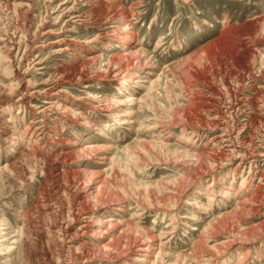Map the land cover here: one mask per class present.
<instances>
[{
    "label": "rangeland",
    "instance_id": "1",
    "mask_svg": "<svg viewBox=\"0 0 264 264\" xmlns=\"http://www.w3.org/2000/svg\"><path fill=\"white\" fill-rule=\"evenodd\" d=\"M48 1L51 3L47 8ZM59 1L34 0L32 9L21 14H14L0 3V36L16 34L15 57L9 70L23 60L21 32L25 25L34 32ZM115 4L126 12L130 10L132 28L127 30V38L97 37L91 41L97 30L89 25L56 24L44 29L47 34L37 36L28 51L36 65L29 70L26 81L29 90L38 93L56 85L61 79L60 69L75 63L86 64L84 68L97 69L104 75L108 71L111 77L122 71L112 80H63L47 94L36 95L31 100L32 108L13 106L1 114L0 127L9 126V134L0 131V218L15 229L0 236V253H4L0 254V264H79L74 263L69 244L56 229L66 224L74 188L88 185L87 181L95 189L100 186L105 190L93 204L114 201L123 206L122 212L113 214L112 206H97L91 222L116 219L95 229V233L108 231L100 243H122L130 230L137 229L148 237L143 245L150 247L135 262L123 263L124 258H120L110 263L96 253L87 264H140L141 259L151 264L158 252V264H201L202 255L212 258L209 264H264V202L253 212L238 208L264 172V108L259 107L249 118L244 113L229 115L224 110L228 89L257 87L261 94L264 91V0H116ZM89 7L77 6L76 10L83 12ZM90 19L86 15L85 23ZM252 23L254 32L242 37L250 46L259 40L248 60L254 66L249 75L234 61L243 52L241 44L230 39L235 38V29ZM131 35L133 43L128 46ZM222 37L223 43L210 44ZM3 44L0 40V47ZM208 44L212 48L207 52ZM64 46H69V51L61 52ZM129 51L139 56L126 58L131 65H125L128 63L124 59L109 63L111 58H122ZM94 60L95 64L91 63ZM7 66L0 65V82ZM187 85L194 92L191 99L185 94ZM58 89L63 91L60 103L68 110L58 108L57 115H51L44 135L22 137L27 125L35 120L32 115L41 106L40 98H52ZM8 94L0 88L1 99ZM261 94L256 97L258 103L264 100V92ZM206 101H214L224 114L216 127L212 123L215 115L205 114L199 105ZM116 114L127 116L120 119ZM243 120H250L249 124L242 126ZM231 131V151L235 153L224 157L219 153L222 148L212 141ZM74 144L78 155L63 168L71 172L85 169L89 174L81 178V184L76 175L62 178L60 183L69 191L57 190L55 179H50L49 161ZM43 197L49 203L50 214L36 216L31 224L17 225L18 213L27 212ZM165 208L171 210H161ZM79 225L74 221L72 228ZM16 231L21 251L7 253L5 248L13 246L8 242ZM82 239L96 243V235Z\"/></svg>",
    "mask_w": 264,
    "mask_h": 264
},
{
    "label": "bare ground",
    "instance_id": "2",
    "mask_svg": "<svg viewBox=\"0 0 264 264\" xmlns=\"http://www.w3.org/2000/svg\"><path fill=\"white\" fill-rule=\"evenodd\" d=\"M49 2L50 1L47 2V4H48L47 8L49 7V4L51 3V2L50 3ZM70 2L72 3L71 6H69ZM0 3H2V4L5 3L8 6V8L14 14H21V13H27V12H29L30 9H32V3H34V0H0ZM96 3H98L97 7L95 5ZM115 3H116V0H62V1H59V3L53 9H49L50 11H48V12L46 11L47 14L45 15L41 24L37 27V29L34 32L31 31L32 28L30 26L25 25L26 29L21 32V37L25 43V52L22 56L23 57L22 62H19L20 63L19 66L17 68H15L14 70H9V69L11 67L12 60L15 57L14 51H15L16 34L15 33L14 34L13 33L12 34H8V33L2 34L0 36V40L4 44L2 47H0V65L7 63L8 66L3 69L4 76H2V81L0 82V88L2 91L3 90L9 91V94L6 95L5 99L3 97L4 100L0 98V116L2 113L3 114L6 113V111L8 109H11L13 106L14 107L17 106L18 108H26V107L32 108L31 107V100H34V97L36 95L42 96L43 94H47L49 91L56 88V86L62 84L63 80H67V81L75 80L76 83L80 82L84 78L98 79V80H106V79L112 80L111 78L120 74V72L122 70L120 72H117V74L114 75L113 77H111V73L108 71H106V73L104 75L103 73L101 74V71H99L97 69H93L91 71L90 67L84 68L86 66V64L79 66V64L75 63V64H73V66L71 65V67L68 69L67 68L66 69H60V71L58 73L60 74L61 79L58 82H56V85L49 86V88H47L42 93H38L37 91H30L29 90L30 89L29 82L26 81V77L28 76L27 74H28L29 70H32L33 67H35V65H36L34 59H30V56L28 55V51L30 48H32V46L36 42L37 36H39V38L42 36H45L47 33L43 32L44 29H47L50 26H53L56 24H61L62 27L66 26L68 24H72L75 26H87V25H89L91 28L97 30V35H96L95 39H93L91 41L96 40L97 37H103V38H106L107 40H122V39L127 38V32H128L127 30H130L132 28V26L129 23L130 10H128L126 12L123 9L119 8ZM88 5L90 7L86 8L83 12H82V10L81 11L76 10L77 6L85 8ZM46 10H48V9H46ZM86 15H89L91 18L88 23H85V21H84V18ZM244 30H246V31H244ZM254 30H255V24L254 23H252L248 26L239 28V29H235V31H237V33L235 32L236 35H234L235 38L233 39V41H231V39H230V42H234V44L237 43L236 45H238V42L241 44L243 52L240 55V57L236 58V60H234V61L237 62V65H236L237 67H241L242 70H244L249 75L251 74L254 66L249 65L250 63H248V60L251 59L250 56L254 55V53L256 52L255 50L258 48L259 40L257 43L250 46L251 44H249L248 41H246V43H245V41H243L242 37L245 34L251 33L252 31L254 32ZM232 31H234V30H232ZM41 32H43V33H41ZM224 38L225 37H222V38L218 39L217 42H214V43L212 42L210 44L213 45V44H217V43L219 44L221 42L223 43ZM253 40H255V39H253ZM227 42H229V41H227ZM131 43H133V35H131L129 37V45L128 46H130ZM263 43H260V44H263ZM240 44H239V46H240ZM211 45L208 44V47H206L207 52H208V50H210L212 48V47L210 48ZM38 47L39 46L34 47V49L38 48ZM68 47L69 46L61 47L60 51L61 52L69 51ZM208 48H210V49H208ZM242 49H239V50H242ZM206 50H203L204 53L206 52ZM138 53H139V51H138ZM137 55L138 54H136V53L132 54L129 51V52H125V54L122 55V58H118L115 56V57L111 58L110 61L109 60L108 61H109V63H112L115 60L124 59L128 63L125 65L129 66V65H131V63L128 62L129 59H126V58L134 57L135 59H137L136 57H139ZM28 61H30V62L25 65V63ZM95 61L96 60L92 61L91 63L94 62L93 64H95ZM24 66H26L27 69L22 70V67H24ZM234 66H235V64H234ZM114 68H116V67H114ZM36 70H38V69H36ZM150 76H152V74H150ZM261 76H262V74H261ZM4 80H6V81H4ZM141 82L145 83L146 81H141ZM152 83H154V82H151L150 89L152 88ZM260 89L257 87L256 88L250 87L249 89H247L245 91H237V90L232 91L231 89H228V99H227V102L224 103V105H225L224 110L227 111L226 113H228L229 115H233L236 113H241V114L244 113V114H246L245 117L249 118L250 116H252L253 114H255L257 112V109L259 107L264 108V100H261V102L258 103L259 101H257V99H256V97L261 94ZM21 92H23V93H21ZM62 92H63L62 90L58 89L53 93L52 96H54V97H52V98H40L41 106L36 107L34 109L35 112L32 115V117H34L35 120L32 119L33 121H31V123L29 122L30 124L27 125V127L25 126L26 129L24 130V133L22 132V137H24L25 135H28V134H30V137L33 135H37V136L44 135V132L46 131L45 129L47 127V125H46L47 122L50 123L52 121V120H50L51 115L56 116L57 112H55V111L58 108L68 110L67 106L60 103L59 95H61ZM263 92H262V94H263ZM193 93L194 92L192 90V87L187 85L186 90H185L186 96H189V99H191L192 98L191 96ZM262 96H264V95H262ZM199 97H201V96H199ZM203 99H205V98H203ZM208 100H209V98H208ZM193 101L195 103L197 102V100H193ZM213 102L206 101V102L199 103V105L201 106L202 110H204L205 114L215 115L214 119H212V123H213V126L216 127L217 123L220 120H223L224 117H222V115H224V114L222 112H220L217 107H215V103H213ZM110 106H112V105H109V107ZM191 107L193 108V106H191ZM214 108L216 110H214ZM251 109H254V112H249V110L251 111ZM126 116L127 115H125V114H116V118H120V119L126 118ZM254 116L256 117V115H254ZM254 120H252V121H254ZM258 120H259V118H258ZM247 123L245 120H243L242 126H245ZM126 124L130 125L133 123L129 121ZM0 131L3 134H9V126H7V125L1 126ZM51 132H56V131L51 130ZM232 136H233V131L224 132L221 135H218L217 137H215L212 141L215 146H220L222 148L219 153H221L222 156L224 155V157L229 156L230 153H232V154L235 153V151H231L232 146L230 144V141L233 138ZM58 138H60V137H58ZM58 138H57V140H58ZM55 140H56V138H55ZM7 142H9V140ZM229 147H230V150H228ZM31 151L33 152V150H31ZM77 151H78V146L76 144H74V145H72V147L70 149H67L66 151L65 150L61 151L58 155H56L54 157V159L49 161L50 163L48 165V168H49L50 173L52 174L51 175L52 177H50V179L51 178L55 179V183L57 185V190L58 189H60V190L63 189V191L67 190V189H65L66 187L60 183V180L62 178L66 177V178L72 179V178H74L73 176L76 175L79 179L78 180L79 184H81L80 181L83 179V177L84 176L87 177V175L89 174V170L87 171L85 169L76 170V171L71 172V171H68V169L65 170V168H63L65 163L70 161L74 156L78 155ZM84 153H86V151L80 152V154H84ZM31 154H34V153H31ZM83 156L87 157L86 155H83ZM234 158H235V156H234ZM97 159L103 160V157H97ZM219 162H220V160H219ZM93 176H94V174H93ZM90 179H91V177H90ZM92 179H93V177H92ZM84 181L85 182L87 181L86 178L84 179ZM86 184H88V185H80V186H76L74 188L75 191L73 190L74 192L71 194V198H70L71 201L69 202L70 204H69L68 216L66 218V224H65V226H58L56 229L59 231V235L62 237V240H66V243L69 244L68 246L67 245L66 246H67L68 251L73 255L74 263L87 264V263L91 262L92 258L95 256L96 253L101 254V256H103L105 258V260H107L110 263H112L115 260H118L120 258H124L123 263L137 261L139 259V255L142 252L146 253L150 250L149 246L143 245V244H146L148 237H144L143 232H140L139 230L136 229V230H130L131 233H128L127 237H125L126 239L122 243L119 240L118 243L112 242L111 244H104V245L101 244L100 243L101 239H106L105 235H108V231H105L104 233H102L101 231L95 233V229H99L100 227L105 226L108 223L115 221L116 219H115V217L114 218L108 217L107 219H104L103 221L100 220V221L91 222V217L95 214L94 211L96 210L98 205L108 204V205L112 206V207H110L111 208L110 212H111V214H113L115 212H122L121 208L123 206H117L118 203H116L114 201H111V202L109 201L106 203L105 202L104 203L98 202L97 204H93V202H97V200L99 201V199L103 197L105 190L102 189V187H100V186H98V188L95 189L93 183H90V181H87ZM244 185L247 186V183L244 182ZM70 188L71 187H69V189ZM68 191L69 190H67V192ZM180 193H182V192H180ZM106 197H108V196H106ZM104 201H106V200H104ZM263 202H264V172H261L259 174L258 185L255 187V189L253 190L252 193L251 192L249 193V196L247 199H243L240 202L238 208L239 209L242 208V210L245 209L248 212H253L257 209V206ZM161 210L166 211V210H171V209L165 208V209H161ZM45 212H47V213H45ZM49 212H50V206H49L47 199L45 197H43L41 199H37L36 204L30 210H27V212H23L22 214L18 213L19 217H18V221H16L17 222L16 224L17 225H21L23 223H30L31 224L33 221L32 220L33 218H36V216L39 217V216L44 215V214L45 215L50 214ZM74 221H78L80 224L75 230L72 228V223ZM9 229L14 230L15 228H13L9 224V222H7L5 219L0 218V236H3L5 234V231L7 232V230H9ZM13 233H16L17 235L13 236L11 238V241L8 242V244L13 245V246H10V247L6 246L5 250L7 253L10 252L12 254H15V253H18V251H21L19 249V246L21 247L22 243L17 238V236H18L17 231L13 232ZM93 235H94V237L96 235V243H94L93 245L90 244L88 241L82 239L83 237H90L91 238ZM77 240H79L80 242H78V245L76 247H74V243ZM141 240H142V242H141ZM0 254H4V253H0ZM23 254H24V252H23ZM159 256H160V252H158V254L154 257V262L151 264H158L159 259H160ZM201 257H202L201 258V264H203L202 262H205L204 264H206V263L209 264L212 261V258H209L210 257L209 255H202ZM140 262L141 263L144 262L146 264L149 263L147 261H144L143 259H141Z\"/></svg>",
    "mask_w": 264,
    "mask_h": 264
}]
</instances>
